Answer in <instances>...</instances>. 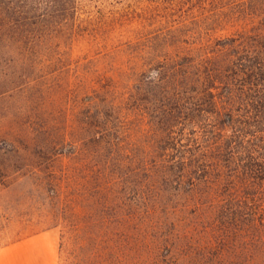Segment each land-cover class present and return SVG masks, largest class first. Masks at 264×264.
<instances>
[{
	"label": "rangeland",
	"instance_id": "rangeland-1",
	"mask_svg": "<svg viewBox=\"0 0 264 264\" xmlns=\"http://www.w3.org/2000/svg\"><path fill=\"white\" fill-rule=\"evenodd\" d=\"M212 4L75 0L69 15L35 11L26 25L0 14V248L57 229L56 264H162L145 218L124 233L99 219V201L113 204L115 192L121 204L131 203L133 194L120 189L119 179L130 176L133 155L143 154L130 146L102 152L94 137L113 138L120 111L111 102L151 63L150 38L203 20ZM154 70L148 77L156 79ZM151 98L145 113L127 111L126 119L132 140L146 152L149 138H162L158 122H151L158 110H149ZM100 189L112 201L100 199ZM115 210L103 216L118 215Z\"/></svg>",
	"mask_w": 264,
	"mask_h": 264
},
{
	"label": "trees",
	"instance_id": "trees-1",
	"mask_svg": "<svg viewBox=\"0 0 264 264\" xmlns=\"http://www.w3.org/2000/svg\"><path fill=\"white\" fill-rule=\"evenodd\" d=\"M74 3L0 0V14L26 25L29 13L69 15ZM212 6L203 20L152 36L151 63L111 102L120 111L113 138L95 141L102 152L130 146L144 156H131L130 180L118 178L120 189L131 190V203L121 204L115 192L113 204L99 201V219L124 233L145 218L162 264H264V0H213ZM152 67L156 79L148 77ZM151 97L149 110L158 109L151 122L162 138H149L146 152L126 119L127 111L145 113ZM97 193L112 201L104 190ZM110 208L118 215L103 216Z\"/></svg>",
	"mask_w": 264,
	"mask_h": 264
},
{
	"label": "crops",
	"instance_id": "crops-1",
	"mask_svg": "<svg viewBox=\"0 0 264 264\" xmlns=\"http://www.w3.org/2000/svg\"><path fill=\"white\" fill-rule=\"evenodd\" d=\"M59 232L49 229L0 248V264H56Z\"/></svg>",
	"mask_w": 264,
	"mask_h": 264
}]
</instances>
